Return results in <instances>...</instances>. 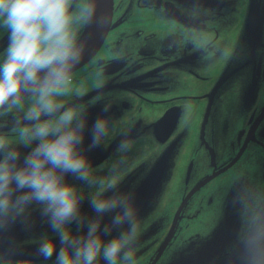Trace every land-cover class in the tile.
Segmentation results:
<instances>
[{"label": "flooded vegetation", "instance_id": "af4514ba", "mask_svg": "<svg viewBox=\"0 0 264 264\" xmlns=\"http://www.w3.org/2000/svg\"><path fill=\"white\" fill-rule=\"evenodd\" d=\"M247 4L113 0L103 44L73 73L74 86L88 90L82 102L100 97L88 108L89 127L98 115L115 122L111 136L87 153L98 173L116 159L120 131L129 125L136 143L127 154L128 185L120 190L141 199L153 166L164 167L158 195L150 196L152 182L138 204L144 203L136 264H182L181 253L198 240L209 250L200 264L264 261V40L255 27L246 28ZM245 30L253 33L251 54L241 49ZM7 43L0 28V59ZM105 104L111 105L107 114ZM137 169L142 174L135 185L130 180ZM34 209L29 227L46 228ZM84 211L93 215L86 203ZM22 227L17 223V233Z\"/></svg>", "mask_w": 264, "mask_h": 264}, {"label": "clouds", "instance_id": "9594fccd", "mask_svg": "<svg viewBox=\"0 0 264 264\" xmlns=\"http://www.w3.org/2000/svg\"><path fill=\"white\" fill-rule=\"evenodd\" d=\"M102 4L0 0L8 40L0 59V232L29 227L38 206L50 233L38 238L36 255L52 264H136L143 228L133 195L120 190L136 143L132 126L121 129L117 157L99 174L87 153L111 136L115 122L98 115L89 127L88 108L100 97L84 103L88 90L74 86L88 54L86 31L110 24Z\"/></svg>", "mask_w": 264, "mask_h": 264}, {"label": "water", "instance_id": "95a60500", "mask_svg": "<svg viewBox=\"0 0 264 264\" xmlns=\"http://www.w3.org/2000/svg\"><path fill=\"white\" fill-rule=\"evenodd\" d=\"M102 7L109 17L110 24L104 30H97L95 27H93V28H90L86 31L85 35L88 37V54L85 56V58L83 59V61L81 62V64L77 68H79L82 65H84L85 63H87L95 55V53L99 50V48L103 44V42H104V40H105L109 30H110L111 23H112V17H113V0H103ZM250 27H255L254 26V20L252 19V17H248L246 20V28H250ZM174 125H175V121L173 122L171 127L173 128ZM87 138L88 137L86 136V139ZM84 147H85V149H87V147H88V145H86V142L84 144ZM163 168L164 167L162 166V163H160V165H157V166L154 165L153 166L152 170L150 171V174H152L154 171H156V172L154 174H152L150 177L146 178L149 183L145 188L144 195L149 191V188L155 182H156L155 191L150 196H157L158 195V192L162 187L163 180L162 179L157 180V179H158L159 175L161 174V172H163ZM141 172L142 171H140L138 169L136 171H134L130 181L134 182L135 179L137 180L139 177H141V174H142ZM138 181H141V180H138ZM152 182H153V184H152ZM205 182H206V180L203 183H200L197 186V188L200 187ZM123 184L128 185L127 178L124 179L123 182L121 183V185H123ZM193 192H194V190L191 192V194ZM140 193H142V190L140 191ZM144 195L141 196V199L134 201L136 204V207L138 209V212L140 211L139 208L144 204L143 203V204L138 205L139 202L143 201ZM190 195L188 197H190ZM183 204H184V202H183ZM179 211H180V209H179ZM176 218H175V221H176ZM105 222H108V218H105ZM225 225L226 224L223 222L222 226H225ZM172 232H173V229L171 230L170 234ZM223 233H224L225 237H232L233 236V232H231V231H224ZM169 239H170V235L167 238V240L165 241V243L162 245V247L160 249V253H162L165 250V248L169 242ZM197 243H198V245H195V243L189 244L187 246L188 249L186 251H183V253H181L182 264H200V262L205 261V259H201V256L203 255L201 253L202 252H207V253L209 252V250L207 248L208 244L203 240H198ZM36 247H37V243L31 244L28 246H26L22 243L18 248H17V244H16L9 250L10 256L16 258L17 262H26L27 263V262H33V261H42V258H40L36 255ZM254 252L257 254V251L254 250ZM214 264H221V263L215 262Z\"/></svg>", "mask_w": 264, "mask_h": 264}, {"label": "rangeland", "instance_id": "374dc122", "mask_svg": "<svg viewBox=\"0 0 264 264\" xmlns=\"http://www.w3.org/2000/svg\"><path fill=\"white\" fill-rule=\"evenodd\" d=\"M262 3L263 4H260V0H248V4H247V9H248L247 18L252 17V19L254 20V26L255 29L258 31L259 40H264V0H262ZM252 35H253L252 32L247 33L246 30L242 33L241 49L247 51V54H251L255 52V49H253L251 46ZM199 180L200 179L198 177V179L196 181H192V183L198 182ZM204 181L200 183H203ZM137 183L138 180L135 179L134 184L136 185ZM34 207L35 209L32 210V212L40 216L38 206H34ZM192 226L193 225L191 224V227ZM8 231H12V232L15 231V232L10 234ZM8 231L0 232V264H10V262L11 264H16L17 259L10 256L9 250L16 244L18 248L22 243H24L26 239H28L26 237H38L44 233H50V229L48 228V226H46V228L22 227L19 229L17 233V223L11 226L8 229ZM259 259L261 258L259 257ZM25 264H52V261H33L27 263L25 262ZM259 264H264V261L259 262Z\"/></svg>", "mask_w": 264, "mask_h": 264}]
</instances>
